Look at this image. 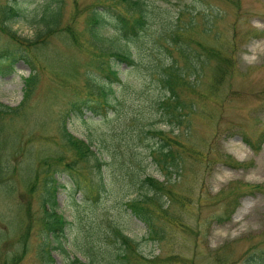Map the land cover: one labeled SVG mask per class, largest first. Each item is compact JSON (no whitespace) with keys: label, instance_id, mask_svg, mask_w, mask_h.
<instances>
[{"label":"rangeland","instance_id":"374dc122","mask_svg":"<svg viewBox=\"0 0 264 264\" xmlns=\"http://www.w3.org/2000/svg\"><path fill=\"white\" fill-rule=\"evenodd\" d=\"M147 2L159 12L149 30L152 39L134 49V67L117 64L125 85L108 122L91 113L67 119L75 138L91 141L95 152L107 153L103 172L108 185L100 195L92 171L83 170L82 191L65 172L72 153L61 127L70 102L89 94L85 74L95 72V49L86 39L87 19L102 1L26 0L11 25L3 22L0 12V52L10 43L4 24L18 36L33 39L48 6L61 7L62 27L74 19L81 37L80 44L73 45L66 32L57 34L49 47L35 53L38 80L24 114L0 121V159L9 165L0 184V264H71L75 259L90 263L86 255L101 264H119L115 228L137 243L145 264H247L253 255L264 257V0ZM6 3L0 0V7ZM191 17L196 24L189 29ZM107 20L104 35L118 41L113 19ZM173 25L184 30L178 44L160 38L159 31ZM185 45L203 59L206 50H214L229 63L218 79L217 60L209 57L193 93L182 95L188 118L174 132L159 118L157 101L163 93L148 67L159 58L184 68ZM0 67L5 73L0 72V103L20 107L30 70L23 62ZM154 129L182 146L181 167L172 174L166 175L150 156L157 142ZM49 169L57 174V213L68 223L60 242L43 227ZM139 176L166 183L164 211L150 205L160 213L155 225L158 241L126 207L137 196L131 184Z\"/></svg>","mask_w":264,"mask_h":264},{"label":"trees","instance_id":"16d2710c","mask_svg":"<svg viewBox=\"0 0 264 264\" xmlns=\"http://www.w3.org/2000/svg\"><path fill=\"white\" fill-rule=\"evenodd\" d=\"M23 1L26 0H7V3L0 7L3 22L11 25L20 17L21 10L19 6ZM101 1L102 3L89 13L85 34L86 39H89L91 46L95 49V55L91 63L95 72H87L85 74V83L89 94L82 100L76 99L70 102L69 108L63 116L61 127V136L65 146L72 153V160L70 163H66L65 172L70 177L74 187L82 191L84 190L82 172L83 170L92 171L97 176L95 190L98 195H100L99 191H105L108 185L107 178L103 172L108 166L106 160H104L107 153L102 151L95 152L91 141L87 143L75 138L66 127L67 119L72 115L83 118L87 113H91L96 117H100L102 122H108L109 113L114 110V105L120 101H118L117 97L118 92L125 85L116 66L117 64H125L127 67H134L137 64V53H135L134 49H140L143 41L152 39L149 30L156 25L159 15L157 9L147 0ZM189 15H191V12L188 13ZM109 17L114 21L113 29L120 37L118 41L109 40L103 33L105 23H107ZM182 17L183 14L181 13L178 16V20L180 21ZM61 19L60 6L57 8L46 7L41 16V25L33 39L18 36L12 27L4 24L3 31L8 34L10 43L6 49L0 52V65H9L13 68L18 62H24L30 69V75L24 80V98L20 107L12 108L0 103V121L7 117L19 118L24 114L23 110L31 100L38 80V57L35 53L49 47L50 39L64 32L68 34V38L71 39L73 45L80 44L81 37L74 27V19L64 27H62ZM195 24V19L191 17L187 22V28H194ZM167 31L164 30L162 33L159 31L160 38L169 37L172 42L178 44L184 32L183 28L173 25ZM206 52L207 58L203 59L193 52L189 46L185 45L184 50H181L183 57L188 61L184 68L178 67L175 60L173 62L171 60V64L168 66L165 61L159 58H157L155 64L151 62L149 64L148 70L150 74L155 76L158 82L157 88L163 93V96L157 101L159 118L165 125L172 128L171 130L174 132L175 128L181 129L188 118L186 109L189 106L182 99V95L185 91L193 93L199 78L202 76L204 67L210 60L209 57L217 60L215 71L218 79L219 75L222 76L227 73L228 59L221 57L214 50L208 49ZM0 69V72L5 74L2 70L4 68L0 67ZM192 78L194 81H191ZM149 132L144 131L145 134H149ZM152 134L157 142L150 148V156L166 175L172 174L173 169L178 170L181 167L182 146L175 143L163 131L154 129ZM257 147L254 144V148L257 149ZM8 166L7 164H2L0 159V184L5 182ZM53 172L51 173L50 169L46 171L47 178L44 188L46 195L42 201L44 210L43 227L49 235H54L60 242V239L65 237V229L68 223L57 213L58 203L55 194L58 184L57 179L53 175L56 171L53 170ZM131 185L133 192H136L137 196L130 200L126 207L131 211L132 215L146 224L148 236L158 241L155 239L158 237V230L155 225L160 213L150 209V205L158 204V210L164 211L166 183L160 182L155 178L139 176ZM237 206H239L238 203ZM237 208L235 207V209ZM114 234L120 241L116 251V260L119 261V264H134L132 259L138 263L145 264L147 262L139 254L138 245L133 239L123 234L118 228L114 229ZM86 257L90 259V263H83L75 259L71 264H101L95 258H91L88 255ZM247 264H264V257L259 258L258 255H253L252 260Z\"/></svg>","mask_w":264,"mask_h":264}]
</instances>
